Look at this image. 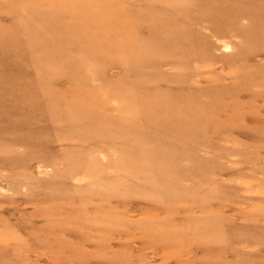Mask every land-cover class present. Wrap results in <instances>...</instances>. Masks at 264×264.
I'll list each match as a JSON object with an SVG mask.
<instances>
[{
  "label": "rangeland",
  "instance_id": "374dc122",
  "mask_svg": "<svg viewBox=\"0 0 264 264\" xmlns=\"http://www.w3.org/2000/svg\"><path fill=\"white\" fill-rule=\"evenodd\" d=\"M40 1L0 0L1 78L8 71L15 79L34 80L32 64L25 66L26 57L16 52L27 44L12 34L9 38L4 35L15 32L12 22L16 12L24 13L22 3L34 8V14L39 13V5L42 10L57 3ZM146 1L95 0L87 5L88 0H62L58 4L59 14L72 9L75 17L92 7L102 11V23L90 16L73 22H82L86 31L98 28L105 36L113 33L116 40L112 48L94 52L90 54L94 59H89L84 51L90 45L84 40L57 59L82 65L84 74L89 75L86 89L113 88L112 99L97 92L91 100H98L97 111L142 126L136 133L139 141L137 148H129L122 135L120 141L116 139L122 150L112 144L101 148L91 140L61 143L58 138L69 131L67 124L29 120L31 130L20 128L16 135L36 139L7 145L8 154L0 151V264H264V96L258 95L264 89V49L250 51L255 48L252 27L264 19L250 21L246 15H237L232 18V28L203 20L193 31L208 41L214 60L158 59L153 65L148 48L142 47L140 54L134 52L141 48L135 38L147 36L139 28L149 23L142 14ZM148 1H156V10L169 8L164 6L169 2L181 7L189 3ZM190 1L192 6L200 3ZM237 1L232 11L253 14L252 8L264 7V0ZM106 6L112 9L105 10ZM53 9L49 12H55ZM103 13H108L107 17ZM134 16L142 17L138 27L129 24ZM50 18L40 17L24 26L47 29L53 25ZM107 18L110 24L104 23ZM65 21L70 22V18ZM214 29L223 30L222 35L212 36ZM46 36L31 37L28 43L64 45L63 40ZM108 40L100 34L93 43L108 47ZM197 44L202 45V41ZM49 60L54 64L40 76L51 88L66 98L75 88L84 91L79 84L84 79L80 81L78 74L67 77L61 73L65 67L62 62H55V57ZM92 70L97 74L91 75ZM246 77L261 79V86H246ZM117 89H121L118 98ZM137 92L144 98H128ZM173 93L191 94L190 100L197 97L203 103L216 95L219 103L213 107L216 118L212 123L217 124L208 128L200 121L178 122L176 128L184 137L179 140L174 139L179 133L163 131L160 118L142 120L141 114L150 108L165 110L152 106L154 96L166 99ZM107 101L109 106L102 108L100 104ZM120 105L129 112L117 111ZM179 151L185 152L183 156ZM37 153L41 158L32 157ZM67 153L97 165L89 168L87 175L83 166L84 171L69 176L61 159ZM6 156L21 162L5 165L1 159Z\"/></svg>",
  "mask_w": 264,
  "mask_h": 264
},
{
  "label": "bare ground",
  "instance_id": "6f19581e",
  "mask_svg": "<svg viewBox=\"0 0 264 264\" xmlns=\"http://www.w3.org/2000/svg\"><path fill=\"white\" fill-rule=\"evenodd\" d=\"M9 1L18 2L22 0ZM23 1V3H26L25 1L30 2L31 0ZM61 1L62 0H57V3L53 1L55 5H53V3H50L49 5H46L42 10H40L39 5V13L37 14H34L36 11L34 8H27L22 3V7L20 10H24V13L21 11L19 13L16 12L15 18L12 22V25L14 26L13 30H15V32L11 33V31H8V35H4V37L6 36V38H9L12 34L14 35V37L21 40L25 45L27 44L26 47L18 49L16 50V52L18 55L26 57L27 61L24 63L25 66L32 64L33 70L35 72V77L34 80H31V82L27 79H15L12 77V74H9L8 71L4 72L5 77L1 78L0 76V151L7 153V150H9L8 146H10V144L22 145L27 141H33V139H36L33 138L32 135L28 137L23 135H16L20 128L31 130V127L27 125L29 120L31 122L46 120L55 122L56 124H67L70 127L69 131L58 138V142L61 143L72 142L78 139L84 142L91 140L95 141V144L101 146V148L107 147L112 144V146L116 149L122 150L123 148L121 149L120 147L121 144L119 142L117 143L116 139H119L118 141H120V139L123 138L121 137L123 135L130 144L129 148H137L139 139H137L136 133L141 129L140 127L142 126L132 123L134 121L133 119L132 122L124 121L121 119L117 120L113 119L111 116L103 114L102 111H97L96 107L97 103H99L98 100H91V95L97 92H99V95L106 94L110 99H112L111 91L113 88L102 85L97 88L89 87L88 89H86V86L84 85L86 84V82H88L89 75L84 74L82 65L78 64L77 62H63L61 61V59H57L64 56V52L74 50L79 47L81 42H84V40H86L90 45L86 47L84 54H88L89 59H94L91 57L94 55V52L103 53L106 50L109 51L115 43L116 38H114L113 33L109 34L106 32L107 36H105V33H103V29L97 30L98 28H92L91 30L86 31L84 30L85 28L82 22H73L83 21L85 20V18L87 19L86 16H90L92 20L102 23V15L100 14V12L102 11H99L97 7L86 9L85 12L80 13V17H75L76 11L72 9L61 10L63 13L59 14L60 8L58 7V4ZM81 1L86 0H72V2L74 3H79ZM186 1L189 2L187 3L186 7L183 5L181 7V5H176L172 2H169V5H164L169 6V8H164L163 10H156L153 7V2L156 1L147 0L145 2L148 6L143 9L144 13L142 14L143 17L145 16L147 18L149 23L144 27L139 26V28L147 36H144L142 38H135L136 43L139 45V47H141L138 48L137 51H134L135 54H140L142 47L148 48L152 56L150 57V63H152L153 65L156 64V61L158 59H161L162 62L172 61L173 59H175V61L180 59L200 60L205 57H207L206 61L214 60V58L211 57L208 52V41L202 37L200 32H197L196 30L193 31V27L198 26L201 21L205 20L211 23L220 22L225 27L227 26L232 28L234 23V20L232 18L241 14L246 15V17L250 21H252L254 17L264 19V7L252 8V10H254L252 11L253 14L257 16L251 14L250 12H248V10L246 12L244 10L238 12L232 11L234 7H237L239 4L237 0H199L200 3L193 6L191 4L192 1ZM93 2H95V0H88L87 5H90ZM106 7L107 8L105 10H109L111 6ZM52 9L55 12H49ZM167 10H170L174 13ZM49 13L51 14L49 15ZM231 13H233L232 16ZM103 14L105 17H107L106 15L108 13ZM141 16H134V20L129 23L130 26L138 27V24H140L142 20ZM40 17L46 19L51 17L52 20L51 18L50 20L53 25L47 29L40 28L38 31L33 27L31 29H28L24 26L31 21L33 22L38 20ZM67 18H70V22L65 21V19ZM106 21L109 24L111 23V20L109 21L108 18L107 20L105 19L104 23ZM258 23H256L257 26L252 27V33L253 28L256 31V34H252L253 40L255 41V48H253V50H250L252 51V53H256L257 49H264V21L260 19ZM199 27L201 26L199 25ZM222 32L223 30L214 29L211 30V35L219 36L218 34L222 35ZM100 34L105 39H110L107 41V43L109 44L108 47L94 45L93 38H95L96 36H100ZM46 35L52 36L54 39L63 40L64 45L59 48L56 46H48L46 44L37 45L35 43L33 46L28 43L29 41H32L31 37H37V39H39V37H47ZM156 35H160V37H157ZM112 36L113 38L111 39ZM199 40L202 41V45L200 46L197 44ZM41 51H44L45 53L43 56L40 54ZM155 56L159 58H155ZM53 57H55V62L59 60L58 62H62V64L65 66L64 71H62L61 73H67V77L78 74L80 77V81L84 79L85 83L79 82L80 85L84 86V88L82 89L84 91L79 92L78 88H75L73 95L69 98H66L62 96L63 93H59L57 90L51 88L50 85H48V81L41 77L40 73H45L44 69L54 64L53 61L49 60ZM234 57L236 56L233 55L232 58ZM154 58L156 60H154ZM14 67L13 69H16V71L19 72H23L24 70L22 67ZM92 74H97V72L92 70L91 75ZM50 75L53 76L52 74ZM243 84H245L246 86H261L262 80L247 79L246 77L243 81ZM116 92V98H118L117 96H121V89H117ZM258 95L264 96V89ZM144 96V94L137 92L135 93V95L128 98L130 100L134 98L142 99L144 98ZM191 96L193 95H185L179 93H173L166 99L160 96H154L157 100L155 99L156 102H154L152 106H159L163 108L165 107V110L159 112L157 108H150V111L148 110L145 113L141 114V118L143 121H150L154 118H160L164 126L163 131L168 130L170 134H175L176 132L179 133V135H176L174 137V139L179 140H183L184 137L182 135V130L180 128H176V124L178 122L184 124V122L196 123L200 121L202 126H206L208 128L211 124L216 125L217 123H212L216 118V111L213 110V107L217 103H219V98L215 95L211 98L209 103H203L197 97L190 100L189 98ZM194 99L196 100V102H194ZM108 102L109 101H107V103L100 104L101 107H108ZM175 102L176 104L174 106L173 103ZM200 106L202 107V110H200ZM124 108V106L122 107V105H120L119 108H117V111H124L128 113L129 111L125 110ZM185 108H187L188 110L184 111ZM137 115L138 113H135V116ZM17 119L19 120L17 121ZM7 138L9 139V143L5 144ZM29 153H31V151ZM184 153L185 152L182 153L181 151H179V154H181V156H183ZM38 156L41 158V155L38 153L37 156L32 155V157L36 159L39 158ZM13 158L10 156H6L1 160L5 165H9V163L18 164L19 162H21L20 158L18 160H12ZM61 159L63 164L67 167L66 169H68L67 171L69 176H72L79 170L84 171L83 166H85L86 168L85 173L87 175L90 171L89 168L97 165V163L95 162H84L83 157L78 158L77 155L74 157L72 156V153H67ZM38 169H40V167ZM181 175L183 176L184 174Z\"/></svg>",
  "mask_w": 264,
  "mask_h": 264
}]
</instances>
